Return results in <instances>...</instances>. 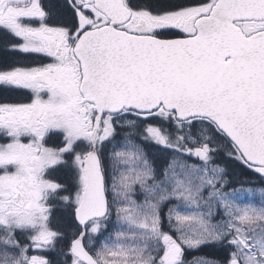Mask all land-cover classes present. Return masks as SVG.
<instances>
[{"label":"snow or ice","instance_id":"snow-or-ice-1","mask_svg":"<svg viewBox=\"0 0 264 264\" xmlns=\"http://www.w3.org/2000/svg\"><path fill=\"white\" fill-rule=\"evenodd\" d=\"M0 264H264V0H0Z\"/></svg>","mask_w":264,"mask_h":264}]
</instances>
